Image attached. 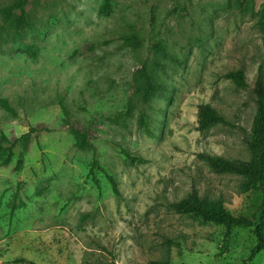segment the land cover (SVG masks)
Masks as SVG:
<instances>
[{
  "label": "rangeland",
  "instance_id": "obj_1",
  "mask_svg": "<svg viewBox=\"0 0 264 264\" xmlns=\"http://www.w3.org/2000/svg\"><path fill=\"white\" fill-rule=\"evenodd\" d=\"M102 5L28 0L17 27V14H0V134L36 131L0 167V264H264V252L249 258L248 229L224 239V227L172 208L193 189L233 216L260 204L251 179L201 157L251 160L264 0ZM201 104L225 124L197 130ZM69 127L88 145L77 149ZM93 158L104 173L90 176Z\"/></svg>",
  "mask_w": 264,
  "mask_h": 264
},
{
  "label": "trees",
  "instance_id": "obj_2",
  "mask_svg": "<svg viewBox=\"0 0 264 264\" xmlns=\"http://www.w3.org/2000/svg\"><path fill=\"white\" fill-rule=\"evenodd\" d=\"M108 0H103L102 7L105 8V4ZM28 0H14L8 6L0 9L2 15V21L9 22L14 14H17L15 18V27L22 25L26 22V10ZM260 26L264 32V9L261 13L259 20ZM154 48L162 52V48L159 45H154ZM229 77L237 78L240 82L241 73H229ZM147 89L151 86L148 84ZM256 95H257V115L255 123L251 128L253 139L251 142L252 157L249 162H228L218 157L202 156L209 166L215 170L225 173H232L238 176H244L251 179L253 184H256L261 192V200L257 209L248 217L233 216L226 211L221 202H207L199 198L197 191L191 190L190 194L172 204V208L179 214H190L200 218L203 221L213 223L224 227L225 234L224 239H227L229 232L232 228L241 227L248 229L254 237V246L250 251L249 258L253 257L255 253L264 252V91L261 80L258 79L256 83ZM2 106L6 110H10L6 102H2ZM63 109V107H60ZM132 110V101L128 100L126 108L119 116L127 117ZM225 124V120L217 114L209 105L201 104L198 106L197 112V130L206 131L215 125ZM69 132L74 140V146L77 149H83L88 145L87 135L85 132H81L77 129L69 127ZM36 131L30 129L28 132L22 134L17 139L10 141L3 134H0V167L8 166L13 158V150L18 145L22 151H25L31 141V136ZM125 158L131 162L143 163V160L138 157H131L128 154L124 155ZM21 157V155H20ZM22 160L18 159L15 165V169L18 171L21 169ZM94 171L104 173L103 169L99 165L98 161L93 158L89 168L90 176H93ZM107 180L111 186V191L115 196H118L117 186L112 177L107 176ZM221 247L217 256H221ZM17 263L18 261H14ZM21 262V261H20ZM18 262V263H20ZM31 264V263H30Z\"/></svg>",
  "mask_w": 264,
  "mask_h": 264
}]
</instances>
